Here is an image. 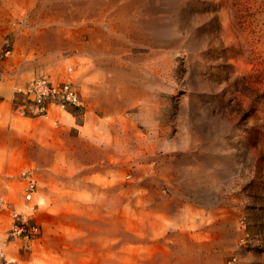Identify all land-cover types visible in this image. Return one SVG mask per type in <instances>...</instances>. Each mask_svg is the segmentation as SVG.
Instances as JSON below:
<instances>
[{
	"label": "rangeland",
	"instance_id": "obj_1",
	"mask_svg": "<svg viewBox=\"0 0 264 264\" xmlns=\"http://www.w3.org/2000/svg\"><path fill=\"white\" fill-rule=\"evenodd\" d=\"M6 2L34 70L83 105L45 129L17 92L33 79L15 87L0 264H264V0Z\"/></svg>",
	"mask_w": 264,
	"mask_h": 264
},
{
	"label": "crops",
	"instance_id": "obj_2",
	"mask_svg": "<svg viewBox=\"0 0 264 264\" xmlns=\"http://www.w3.org/2000/svg\"><path fill=\"white\" fill-rule=\"evenodd\" d=\"M11 17L12 15L9 4L6 0H0V153L3 155H9V159L11 156L15 155L11 150L17 146L16 141L22 136L21 133L12 130L14 124L18 123L15 118H21L15 116L12 111L15 87L17 85L26 84L28 81L35 79L36 77L44 76L43 72L41 73L38 72L39 70H34L33 66L35 64L32 61H28L26 57L25 42L21 41L23 37L20 33H16L17 30H14L13 27H11ZM11 33H16V35H13L15 38V50L11 57H5L4 46L8 39V35ZM67 113L69 114V112ZM65 119H67V117L65 113L61 111H54L52 118L49 120H44V118L42 120V117L38 119L26 118V120L32 121V124L34 123L39 127H45V129L52 127L50 123H55L57 125L58 122L61 123ZM11 138H14V143L11 142ZM31 146L38 153L42 151L41 144L35 143ZM23 166L16 162L7 161L5 171L8 175L15 174L19 172ZM7 184L8 183H2L1 185L0 199L8 194ZM9 212L10 211L6 207H0V233L8 230L13 225ZM23 243H25L23 240H14L1 247L7 257L9 255L17 256L19 255L20 250L16 249V247L20 248ZM22 258L26 260L27 257Z\"/></svg>",
	"mask_w": 264,
	"mask_h": 264
},
{
	"label": "built area",
	"instance_id": "obj_3",
	"mask_svg": "<svg viewBox=\"0 0 264 264\" xmlns=\"http://www.w3.org/2000/svg\"><path fill=\"white\" fill-rule=\"evenodd\" d=\"M72 71V69H70ZM17 92L26 97L31 114L51 119L54 111H67L69 108H80L83 105L80 94L70 79L56 81L48 76H39L23 87H19ZM25 110L22 113H27ZM35 182L30 181L27 188L26 199H32ZM20 219L19 215H16ZM12 236L24 235L26 238H35L40 235L38 223L29 224L21 222L15 224L11 230Z\"/></svg>",
	"mask_w": 264,
	"mask_h": 264
},
{
	"label": "bare ground",
	"instance_id": "obj_4",
	"mask_svg": "<svg viewBox=\"0 0 264 264\" xmlns=\"http://www.w3.org/2000/svg\"><path fill=\"white\" fill-rule=\"evenodd\" d=\"M123 11H125V10H123ZM123 11H122V12H123ZM119 14H120V13H119ZM115 15H116V14H115ZM117 15H118V14H117ZM122 15H123V14H122ZM119 16H121V15H119ZM125 17H126V16H125ZM117 19H118V18H117ZM123 23H125V22H123ZM125 24H127V23H125ZM121 26H122V25H121ZM124 27H125V25H124ZM127 27H128V26H127ZM123 30L126 31L125 28H124ZM127 31H128V30H127ZM122 33H124V32H122ZM124 34H125V33H124ZM126 34H127V33H126ZM126 34H125V35H126ZM127 35H128V34H127ZM185 175H187V174H185ZM185 175H184V176H185ZM188 177H189V176H188ZM188 248H189V247H188ZM186 249H187V248H186ZM189 249H190V248H189ZM189 253H191V252H189ZM199 258H201V257H199ZM209 262H212V261H209Z\"/></svg>",
	"mask_w": 264,
	"mask_h": 264
}]
</instances>
